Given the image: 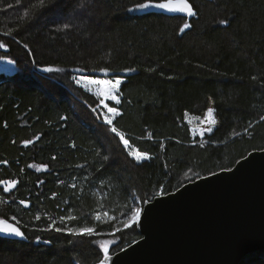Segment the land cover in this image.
Returning a JSON list of instances; mask_svg holds the SVG:
<instances>
[{
	"label": "trees",
	"instance_id": "1",
	"mask_svg": "<svg viewBox=\"0 0 264 264\" xmlns=\"http://www.w3.org/2000/svg\"><path fill=\"white\" fill-rule=\"evenodd\" d=\"M186 1L196 15L137 10L148 0H0V57L16 69L0 73V181H18L0 186V219L27 237H0V264H96L102 242L112 254L140 237L129 209L264 149V0ZM84 77L122 80L119 115ZM239 264H264V250Z\"/></svg>",
	"mask_w": 264,
	"mask_h": 264
},
{
	"label": "water",
	"instance_id": "2",
	"mask_svg": "<svg viewBox=\"0 0 264 264\" xmlns=\"http://www.w3.org/2000/svg\"><path fill=\"white\" fill-rule=\"evenodd\" d=\"M2 181L16 182L14 187L0 183L4 193L18 184ZM135 226L140 237L108 253L106 264H239L247 254L264 250V149L250 151L229 169L147 200ZM0 237L27 240L25 234L0 232Z\"/></svg>",
	"mask_w": 264,
	"mask_h": 264
},
{
	"label": "snow or ice",
	"instance_id": "3",
	"mask_svg": "<svg viewBox=\"0 0 264 264\" xmlns=\"http://www.w3.org/2000/svg\"><path fill=\"white\" fill-rule=\"evenodd\" d=\"M137 7L139 9L156 8V9H160V10H166L168 12L187 13L190 16L196 15V13L192 10L191 5L187 2L179 3V4H173V3H168V2H152V0H148V2L141 3ZM222 22H226V21H222ZM64 27L67 28V27H69V25L65 24ZM190 27H191V25L188 22H185L183 27L180 28V31L184 32L185 29H189ZM0 47H6V45L4 43H0ZM25 47H27V45H25ZM0 59H3V57H0ZM125 70L126 71H135V69H125ZM45 71L52 72V71H54V69L52 67H47V68H45ZM101 71L108 72L109 69L108 68H102ZM83 79L87 80L89 83H93V84H96L98 86L99 85H106V87L103 89V91L97 93V95L102 96L100 103L105 109H107V113H110L113 116L119 115V110L116 107H110L108 105V103H106L105 101H115L116 104H119L121 102L119 95L117 93L119 92V88H120V85L122 83V80L120 78H116L114 80H112V79L92 80V79H89L87 77H84ZM76 82L80 83L79 80H77ZM213 112H214L213 108L207 109V115L209 117V123L210 124L216 123V121L214 119H212ZM104 118H105L107 124L111 125L113 123V120L107 114L105 115ZM261 119H264V117H262ZM111 130L113 133L116 132L115 127H113ZM207 131L211 132L212 128L209 127L207 129ZM201 134L203 135V133H201ZM120 140L123 141V144L125 147H130L128 140L125 139L123 135H120ZM25 143L26 144L31 143V141H26ZM131 155L138 162L147 158L145 156V154H142L139 152H132ZM107 159H108V157L105 156L104 160L106 161ZM0 183L10 184L14 187L16 182L15 181H0ZM4 191H9V189L5 188ZM146 202L147 201H145V203ZM20 203L25 204L26 201L22 200V201H20ZM129 211L131 214L128 215L127 219L124 221V227L125 228L129 227L131 224L138 222L140 220L142 208L135 207V208L129 209ZM39 218H40L39 216L36 217V219H39ZM11 219L13 221H16L17 218L15 216H13ZM60 219L62 221H65V220L72 221V220H75L76 217H74L72 215H68L66 217H61ZM97 219H99L98 216H97ZM55 231L67 232V233L73 235L74 237H90V236L95 234V229L93 227H60V228H55ZM0 232L10 234V235H15L18 237L24 236V233L21 231V229L19 227L14 226L12 223H9V221L7 219H0ZM36 239L39 240L40 237L37 236ZM46 243H50V241H46ZM69 243H72V241H69ZM108 243H110V242L104 241L100 245V247L103 248L104 258L99 260L98 264H106V262H107L108 252H109V249L107 247Z\"/></svg>",
	"mask_w": 264,
	"mask_h": 264
},
{
	"label": "rangeland",
	"instance_id": "4",
	"mask_svg": "<svg viewBox=\"0 0 264 264\" xmlns=\"http://www.w3.org/2000/svg\"><path fill=\"white\" fill-rule=\"evenodd\" d=\"M137 10H141V9H139V8H137ZM16 69H15V65H14V63H13V61L12 60H10V59H8V58H3V59H0V73L2 72V73H4V74H9V73H12V72H14ZM92 80H98L97 78H92ZM92 86L94 87V89H95V95L98 97V99H99V103H100V101H101V99H102V96H100V95H97V93L98 92H101V91H103V89L106 87V85H96V84H93L92 83ZM106 103H108V105L110 106V107H112L109 103L110 102H112V101H105ZM100 105H101V103H100ZM102 106V105H101ZM107 110V109H106ZM192 181V180H191ZM95 205H96V207H98V205L95 203ZM98 211L97 212H99V210H100V207H98V209H97Z\"/></svg>",
	"mask_w": 264,
	"mask_h": 264
},
{
	"label": "bare ground",
	"instance_id": "5",
	"mask_svg": "<svg viewBox=\"0 0 264 264\" xmlns=\"http://www.w3.org/2000/svg\"><path fill=\"white\" fill-rule=\"evenodd\" d=\"M102 258V257H101ZM98 262V261H97Z\"/></svg>",
	"mask_w": 264,
	"mask_h": 264
}]
</instances>
